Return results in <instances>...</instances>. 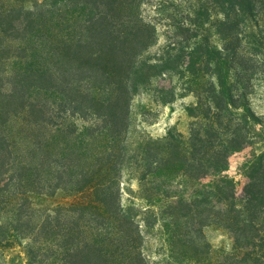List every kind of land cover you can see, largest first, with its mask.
Returning <instances> with one entry per match:
<instances>
[{
	"label": "trees",
	"instance_id": "obj_1",
	"mask_svg": "<svg viewBox=\"0 0 264 264\" xmlns=\"http://www.w3.org/2000/svg\"><path fill=\"white\" fill-rule=\"evenodd\" d=\"M263 61L264 0H0V264H264ZM142 92L188 132L132 138Z\"/></svg>",
	"mask_w": 264,
	"mask_h": 264
},
{
	"label": "rangeland",
	"instance_id": "obj_2",
	"mask_svg": "<svg viewBox=\"0 0 264 264\" xmlns=\"http://www.w3.org/2000/svg\"><path fill=\"white\" fill-rule=\"evenodd\" d=\"M151 15L153 17L155 16L153 13H151ZM165 24L164 22L159 25L160 45H163L167 40L166 36L168 30ZM176 81L177 80H174L172 82L168 77H163L158 80V86L170 87L176 84ZM192 101V96H184L177 98L168 105H162L154 100L152 94L146 92L140 93L135 97L132 103L131 137L136 138L138 135L145 133L153 138H160L171 128H176L178 131L186 134L189 130L191 119L185 109ZM250 103L256 114L261 116L264 121V61L261 65V73L254 83L253 93L250 95ZM260 150L261 147L257 146L256 151L259 152ZM252 153L253 148L249 147L241 152L233 154L229 158V169L226 173L233 181L237 198L243 196L247 178L242 168L245 162L251 158ZM122 180L123 203L129 204L133 201L138 205H145V202L139 198V183L137 179L125 175ZM88 197L90 198V196H87L89 200ZM205 232L207 238L216 249L223 248L225 250H230V241L227 240L221 229L210 227L205 229ZM226 263L231 264V262Z\"/></svg>",
	"mask_w": 264,
	"mask_h": 264
}]
</instances>
